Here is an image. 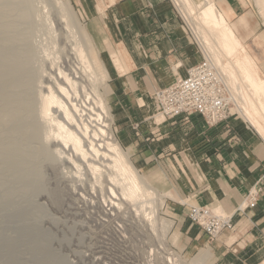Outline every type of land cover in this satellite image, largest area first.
I'll list each match as a JSON object with an SVG mask.
<instances>
[{
    "label": "rangeland",
    "instance_id": "1",
    "mask_svg": "<svg viewBox=\"0 0 264 264\" xmlns=\"http://www.w3.org/2000/svg\"><path fill=\"white\" fill-rule=\"evenodd\" d=\"M70 3L87 30L81 12L72 0ZM176 9L185 19L183 11ZM184 21L192 29V22ZM64 34L67 36L58 24L53 0H0V264H188L195 256L204 255L208 249L203 248L208 247L184 246L180 218L176 225L172 223L175 212L168 208L169 199L178 197L172 192L173 198L163 195L170 190L145 177L131 158L141 177L158 193L156 200L145 196L150 192L140 196L139 191L133 198L121 197L122 184L112 183L107 176L108 156H90L103 173L94 176L85 161L80 160L82 166L72 163V158L76 161L72 148H66L60 156L54 142L46 139L48 124L39 114L40 92L47 91L46 86L51 85L48 78L58 68L69 73L76 63L73 45ZM240 34L247 35L243 42L246 51H238L233 59L243 58L254 75L264 79V30L254 32L248 27ZM106 89L110 129L127 151L122 143L123 131L129 127L141 134V127L131 128L138 123V116L127 118L123 105H113L110 79ZM98 90L102 91L100 87ZM156 91L150 96L156 98ZM143 106L152 124L163 125V118H156L155 112ZM232 118L240 125H250L238 112ZM148 137L146 141L150 142L152 135ZM99 139L94 141L101 143ZM135 205L137 209L133 210ZM161 220L171 222V227ZM179 259L182 262H177ZM202 264H216L211 251Z\"/></svg>",
    "mask_w": 264,
    "mask_h": 264
},
{
    "label": "crops",
    "instance_id": "2",
    "mask_svg": "<svg viewBox=\"0 0 264 264\" xmlns=\"http://www.w3.org/2000/svg\"><path fill=\"white\" fill-rule=\"evenodd\" d=\"M213 1L227 14L224 17L242 44L247 37L240 34L242 29L264 30V18L254 0ZM72 3L81 12L97 48L108 56L111 102L123 105L127 118L138 116V123L131 128L141 127L142 133L126 127L122 135L124 148L145 177L178 197L169 199L168 208L175 212L172 217L181 220L184 246L208 247L203 249L211 251L216 264H264V141L260 135L251 125H240L234 118L228 132L225 126L209 128L202 120L174 124L164 121L159 126L142 111L141 104L154 113L147 107L152 91L185 77L201 59L171 1ZM150 135L151 141L147 142ZM252 188L258 191L255 205L234 214L233 226L215 239H209L183 217L189 205L233 211L246 201Z\"/></svg>",
    "mask_w": 264,
    "mask_h": 264
},
{
    "label": "bare ground",
    "instance_id": "3",
    "mask_svg": "<svg viewBox=\"0 0 264 264\" xmlns=\"http://www.w3.org/2000/svg\"><path fill=\"white\" fill-rule=\"evenodd\" d=\"M174 2L183 11V18L192 22L191 26L198 40L224 75L231 90V99L235 104V108L231 110H236V112L231 113L238 112L242 119L249 123L264 141V79H258L243 58L238 56L233 59L238 51H246L240 39L224 15L216 10L213 0H174ZM53 3L58 24L63 32H67V36L65 34L64 36L69 37L68 40L73 45L76 63L74 62L75 66L69 73L58 68L57 73L51 79L47 77L51 82V85L46 86L47 91L40 92L39 114L41 120L48 124L46 139L54 142L55 149L60 156L66 148H72L76 154V161L70 158L72 163L81 165L80 160L85 161L90 170L94 172V176L97 172L101 173V167L95 164L94 159L90 160V156H95L92 158H97L96 156L101 154L108 156L110 161L106 164L109 168V175L107 176L112 183L122 184V188L119 187L122 190H120L121 197L127 200L139 191L140 196H143L142 192H150L145 196L149 200H156L158 193L148 181L141 177L130 159L129 152L122 148L110 129L112 116L106 100L108 95L106 84L112 77V72L108 59L104 53H99L94 46L95 43L78 19L70 0H53ZM255 3H257L264 17V0H256ZM224 56L227 57L225 61L223 60ZM6 66L5 68H7ZM71 67L72 65H70ZM99 87L102 91L98 90ZM157 102V98L152 97L148 100L147 106L155 112L156 118H162L160 111H158L159 104ZM55 112L59 113L54 115ZM95 139L102 142L97 143L94 141ZM99 148L104 149V151H100ZM106 150L110 154L105 152ZM103 158L106 159L107 157L104 156ZM151 188V191L148 190ZM111 189L113 192L110 189L109 191L114 196L115 192L113 188ZM163 195L172 198L169 191ZM135 208L137 209L136 205L133 210ZM213 210L220 212L222 208L213 207ZM161 221L166 222L165 224L171 227V222ZM174 237L176 238V235ZM207 253L199 257L195 256L188 264H202ZM179 261L182 262L180 259L177 262Z\"/></svg>",
    "mask_w": 264,
    "mask_h": 264
},
{
    "label": "built area",
    "instance_id": "4",
    "mask_svg": "<svg viewBox=\"0 0 264 264\" xmlns=\"http://www.w3.org/2000/svg\"><path fill=\"white\" fill-rule=\"evenodd\" d=\"M170 1L176 9L174 0ZM177 13L179 14L178 11ZM179 16L182 19V15L179 14ZM182 24L197 47L201 59L187 70L185 77L177 78L171 85L156 91L163 121L174 124L179 121L192 123L193 120H202L209 128L225 126L229 132L233 117L230 104H234L230 88L222 72L199 43L193 30L183 19ZM233 139L238 140V137ZM257 194V189L252 188L248 192L246 201L230 212L223 209L217 212L208 205H189V209L183 212V217L212 240L221 231L233 226L234 214L244 212L246 207L255 205ZM172 218L173 225H176L177 218Z\"/></svg>",
    "mask_w": 264,
    "mask_h": 264
}]
</instances>
